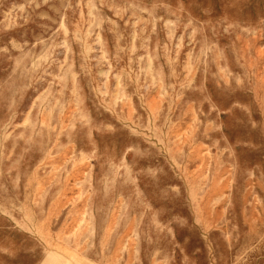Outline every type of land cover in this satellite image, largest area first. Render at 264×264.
<instances>
[{"label":"rangeland","instance_id":"rangeland-1","mask_svg":"<svg viewBox=\"0 0 264 264\" xmlns=\"http://www.w3.org/2000/svg\"><path fill=\"white\" fill-rule=\"evenodd\" d=\"M0 264H264V0H0Z\"/></svg>","mask_w":264,"mask_h":264}]
</instances>
